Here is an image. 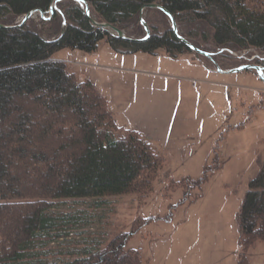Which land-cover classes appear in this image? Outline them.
<instances>
[{"label":"trees","instance_id":"trees-1","mask_svg":"<svg viewBox=\"0 0 264 264\" xmlns=\"http://www.w3.org/2000/svg\"><path fill=\"white\" fill-rule=\"evenodd\" d=\"M83 2L88 16L73 0H0V264H142L140 253L125 246L150 220L107 242L100 235L76 242L71 236L86 225L84 214L53 213L58 201L144 197L164 164L142 135L116 126L94 85L79 83L64 63L51 60L55 52L93 53L105 40L122 55L163 51L174 60L193 56L161 10H144L159 16L152 24L144 20L149 36L139 43L94 24H107L127 39H142L139 13L157 5L176 25L185 23L192 36L217 49L264 53V0ZM39 12L43 17L51 12L41 20L42 31L28 20L13 27L18 17ZM255 65L264 73V61ZM206 172L200 180L179 183L181 204L188 197L185 188L199 189ZM237 224L236 264H248L247 252L256 242L264 243V161L248 183Z\"/></svg>","mask_w":264,"mask_h":264},{"label":"rangeland","instance_id":"rangeland-1","mask_svg":"<svg viewBox=\"0 0 264 264\" xmlns=\"http://www.w3.org/2000/svg\"><path fill=\"white\" fill-rule=\"evenodd\" d=\"M157 14L145 11L143 20L152 24ZM50 17L32 13L28 23L40 32L41 20ZM176 27L206 56L122 55L105 40L93 53L62 49L51 56L79 83L94 85L116 126L142 135L164 161L144 197L58 201L53 213L84 214L86 225L71 236L76 242L99 235L107 242L150 220L125 246L140 253L142 264H236L237 213L264 161V73L259 78L253 70L223 71L254 66L264 53L223 51L192 36L185 23ZM205 171L199 189L185 188L188 197L181 204L179 183L200 180ZM246 258L248 264H264V243L256 242Z\"/></svg>","mask_w":264,"mask_h":264},{"label":"water","instance_id":"water-1","mask_svg":"<svg viewBox=\"0 0 264 264\" xmlns=\"http://www.w3.org/2000/svg\"><path fill=\"white\" fill-rule=\"evenodd\" d=\"M73 1H75V2L78 3V4H80L81 6H82V5H85V3L83 2V0H73ZM52 7H53V6H52ZM52 7H51V9H52ZM145 9H156V10H161L164 14H166V15L169 17L170 22H171V29H172L173 33L175 34V36H176L178 39H180V40H181L186 46H188L193 52H195V53H197V54H199V55H202V56H204V57L206 56V53H203V52L199 51L198 49H195V48L192 47L188 42H186L184 39H182V38H180V37L178 36V34H177V29H176L177 27H176V24H175L174 20L171 18V16H170L165 10H163L161 7H159V6H157V5H149V6H146V7L142 8L141 11H140V13H139L140 23H141V25H142V27H143V29H144V31H145V37L142 38V39H137V40H134V39H127V38L125 37V35H124L121 31H118L117 29H113V28H111V27H110L109 25H107V24H97V23H95V22H94V24H95L96 26H100L102 29L112 31V32L116 35V37L119 38V39L127 40V41H131V42H135V43L143 42V41H145V40L148 38V36H149V29H148L146 23H145L144 20H143V12H144ZM84 13H85V15H87V16H88V14H89V10H88V7H87L86 5H85V7H84ZM39 14L42 16V14H41L40 12H39ZM50 16H51V12H50ZM30 17H31V14H27V15H25V16L22 18V20L20 21V23H19L18 25L13 26V27H20V26H22L24 23L27 22L28 19H30ZM245 70H255L258 74L261 73V69H260L259 67H256V66H246V67H244V68L234 69V70H231V71H227V72H225V73H229V74H231V73H239V72H241V71H245ZM218 71L221 72V70H218Z\"/></svg>","mask_w":264,"mask_h":264}]
</instances>
